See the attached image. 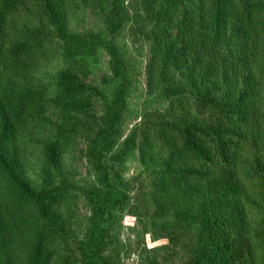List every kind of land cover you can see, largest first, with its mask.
Listing matches in <instances>:
<instances>
[{"label": "trees", "instance_id": "obj_1", "mask_svg": "<svg viewBox=\"0 0 264 264\" xmlns=\"http://www.w3.org/2000/svg\"><path fill=\"white\" fill-rule=\"evenodd\" d=\"M88 2L0 0V264H120L124 213L187 264H264V0H99L102 27L78 36ZM128 26L147 44L146 93L169 96L123 136L112 39ZM100 47L111 57L95 85ZM119 138L138 157L136 198L107 153ZM79 201L87 214L69 223Z\"/></svg>", "mask_w": 264, "mask_h": 264}, {"label": "rangeland", "instance_id": "obj_2", "mask_svg": "<svg viewBox=\"0 0 264 264\" xmlns=\"http://www.w3.org/2000/svg\"><path fill=\"white\" fill-rule=\"evenodd\" d=\"M98 1L99 0H89L87 6L82 5V7H78L77 14L74 17L76 19H73L70 24V32H74L78 35L89 30L97 32L98 28L102 27L103 15L101 16L102 13L98 7ZM106 1L108 3L107 6L111 7V4H109L110 0ZM93 3L96 4V7H93ZM126 4L125 2L124 6ZM129 28L128 26L112 39V49L118 58H121L122 67L124 68L125 76L128 80V87L125 94L127 108L122 123L123 136L128 134L132 126L139 122L144 114L152 111L161 112L166 108L168 100L165 96H169L165 93L163 88H158V90H155L151 95L146 93L145 65L148 57L147 44L141 43L131 37ZM110 57L111 55L109 52L104 51L100 47L95 50L93 57L87 59V66L90 70L88 71V76L95 85H100L101 76L109 72L108 65ZM46 65L49 67L52 65V62H48ZM43 77L44 79L47 78L46 75ZM107 89L109 90L110 88L107 87ZM53 120L55 121V118H53ZM123 139L119 138L118 142H116L107 153L118 158L114 165V173L122 182L128 183L132 194L131 196L136 198L138 194L144 191L143 188L145 187L144 183L141 181L142 179H140L141 169L137 154L135 151H128L126 153V151L121 150L123 148L121 145ZM78 150L77 147H74L69 153V148L65 157V162L70 161L72 167L77 165L78 174L75 175V178H77L75 182H80L85 178V168L81 165V155ZM28 172L32 180L35 170L29 169ZM77 207L80 208L81 214H79L78 217H74L73 220L69 218V223L79 222L80 218H83V216L87 214V210L82 201L77 203ZM121 216L122 227L119 228L118 235L121 243L124 244V249H120V264H146L145 257L141 254L142 252H140L142 251V247L155 250L157 252L156 261L159 264H187V254L184 251V247L181 245H170L168 240L163 237L155 238L146 233L143 237V232L140 230L136 217L134 218L131 215H126V213ZM73 226L78 228L77 225L73 224ZM73 226L69 225L68 228L70 232L73 231Z\"/></svg>", "mask_w": 264, "mask_h": 264}]
</instances>
